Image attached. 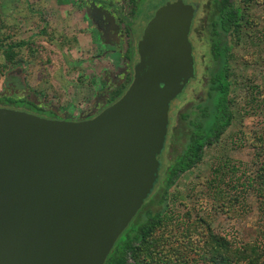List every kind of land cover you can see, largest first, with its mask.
I'll use <instances>...</instances> for the list:
<instances>
[{"label": "water", "instance_id": "95a60500", "mask_svg": "<svg viewBox=\"0 0 264 264\" xmlns=\"http://www.w3.org/2000/svg\"><path fill=\"white\" fill-rule=\"evenodd\" d=\"M193 12L155 11L130 84L92 118L0 107V264H104L152 191L170 102L194 77Z\"/></svg>", "mask_w": 264, "mask_h": 264}, {"label": "rangeland", "instance_id": "374dc122", "mask_svg": "<svg viewBox=\"0 0 264 264\" xmlns=\"http://www.w3.org/2000/svg\"><path fill=\"white\" fill-rule=\"evenodd\" d=\"M140 1L143 22L144 19L145 21L150 19L158 8L168 2L181 1L185 5H191L193 10L198 8L201 26L198 30L196 56H199L198 72L201 76L207 68L205 63H209L207 24L211 14L210 9L213 7L212 2L215 0H137V3L140 4ZM75 10L76 8H72L71 5H59L57 0H0V93L5 88V80L11 81L16 88L15 85L22 86L23 77L28 92L42 93L43 99L56 104H64L70 94H79L84 90L83 87L87 88L86 82L89 76L82 72V67L79 76L72 68L79 58V49L84 50L86 47V40L82 35H79V47L74 48L73 42L70 41L72 38L70 33L75 29L73 21L77 19ZM249 13L256 19V31L264 34V0H257L256 4H252ZM125 16L122 22L129 25L127 20L129 15L125 14ZM191 23L192 21L188 26L189 32ZM58 28L61 30L58 31ZM188 40L191 41V37H188ZM248 40L246 43L242 41L241 44L232 45L234 57L230 63L235 69L238 80L250 78L249 81L264 84L261 74L264 70L261 67L264 64L263 59L261 58L259 63L246 62V59L253 58L255 51V46ZM19 41H24L25 44L14 47L11 50L14 55L8 53L7 46ZM132 53L133 51L129 52L131 57ZM83 55L86 54H81ZM115 56L118 59L121 57L119 53ZM80 58L78 59L80 62L84 60ZM20 69L22 72L18 71ZM16 73H19L18 76L11 78ZM193 82L190 81L189 85L174 98L176 100H172L170 106L169 122L173 124L174 135L169 142L171 149L168 158L179 153L186 141L183 134H186L187 127L178 115L195 106L205 95L200 85L196 84L194 88ZM99 86L101 93H108L106 82L101 81ZM235 92L239 96L232 105L234 118L231 125L218 143L206 147L203 159L183 173L169 189V199L165 209L168 223L163 228L165 231L156 230L154 236L160 238L159 244L155 246L157 252L161 258L166 254L170 264L195 262L196 254L190 249L186 233L189 224L197 221V227L200 225L198 221L200 216L210 221V226L216 233L225 235L235 244L255 239L264 242V233L261 231L264 230V200L248 186V182L254 178L259 167V148H256L253 142L255 136L264 131V112L257 114L254 111L249 114V105L244 100L246 90L238 88ZM261 97L264 98V89ZM26 108L32 109L27 105ZM39 114L44 115L45 118L49 116L47 113L36 115ZM67 121L77 120L67 119ZM217 167H221L218 175L215 172ZM220 171H224V174L220 175ZM218 180L219 185L212 187L211 181L217 184ZM155 195L150 194L142 210L155 211L161 207L156 204ZM141 212L134 216L135 222L144 218ZM167 234L170 235L169 241L161 238ZM149 261L146 262L158 264L156 260L151 261L152 263Z\"/></svg>", "mask_w": 264, "mask_h": 264}, {"label": "trees", "instance_id": "16d2710c", "mask_svg": "<svg viewBox=\"0 0 264 264\" xmlns=\"http://www.w3.org/2000/svg\"><path fill=\"white\" fill-rule=\"evenodd\" d=\"M254 3L256 4L257 0H215L212 2L213 7L210 9L206 39L209 63H205L206 71L201 76L198 72L197 76V85L202 87L205 95L195 106L178 115L187 127L186 134H183L186 141L179 153L169 158L168 154L171 149L169 142L173 138L174 131L172 122L168 123L166 142L158 156L160 161L158 176L150 192L152 195L156 194L154 199H156V204L161 207L151 211L142 210V205L135 216L142 211L144 218L135 222L134 218L136 217H133V221L131 220L115 241L104 264H148L146 261L149 260V262L156 260L158 264H170L166 254L164 258H161L157 252L155 246L159 244L160 238L154 236L156 230L165 231L163 228L168 223L165 209L170 187L183 173L203 159L206 147L218 143L223 133L231 125L234 118L232 105L235 104L239 96L235 92L236 89L246 90L247 95L245 92L244 100L249 105V114L254 111L257 114L264 112V98L261 97L264 84L249 81L250 78L238 80L235 69L230 63L234 57L232 45L241 44L242 41L246 43L247 39L255 46V51H252L253 58L246 59V62L259 63L261 58L264 61V34L256 31V19L249 13L250 6ZM24 44V41L11 43L7 46V51L14 55L11 50ZM261 67L264 68V64ZM261 74L264 78V70ZM11 77L13 78L14 75ZM125 86L122 84L111 93L109 103L117 100L123 94ZM20 101L28 104L29 100L27 98L18 99L14 90L12 93L0 94V106L23 109ZM253 145L259 148L260 161L254 178H251L248 186L264 200V131L255 136ZM220 169L221 167L215 168L217 175ZM222 174L224 171H220V175ZM217 185H219V180L217 184L211 181L212 187H217ZM198 221L200 225L197 227V221L189 224L186 233L190 249L194 250L196 254V260L192 264H264V242L255 239L235 244L225 235L216 233L206 218L200 216ZM261 231L264 233V230ZM161 238L164 240L166 238L169 241L170 235L167 234Z\"/></svg>", "mask_w": 264, "mask_h": 264}, {"label": "flooded vegetation", "instance_id": "af4514ba", "mask_svg": "<svg viewBox=\"0 0 264 264\" xmlns=\"http://www.w3.org/2000/svg\"><path fill=\"white\" fill-rule=\"evenodd\" d=\"M59 5L75 7L77 11V19L73 21L74 30L70 33L73 42V47H79V35H82L86 40L84 50L79 49V55L73 71H76L78 76L82 72L86 73L87 78L84 90L79 94H70L64 104H56L52 101L45 100L39 93L28 92L25 86L24 77L22 86L15 85L11 81L5 80V88L0 93H12L14 90L18 99L27 98V103L19 102L23 105V109L29 113H47V118L58 120H83L94 117L97 113L103 110L109 103L111 93L119 86L126 85L124 91L130 84L134 74L135 66L139 61L138 42L144 32V29L150 19L144 22L141 19V6L137 0H57ZM129 15V25L122 22V18ZM155 13V12H154ZM198 8L194 10L192 23L188 37H191L192 55L194 60V77L191 78L185 85L184 89L189 85L190 81L193 86L197 84L198 76V57L196 56V47L198 39V30L201 26V18ZM154 15V14H153ZM200 23V24H199ZM59 29V28H58ZM61 28L58 30L60 31ZM95 32V34H94ZM56 33L57 30H56ZM107 43L108 45H104ZM133 51L132 57L129 52ZM86 54L81 56V54ZM120 54V59L115 56ZM128 55V56H127ZM130 56V57H129ZM84 59L79 61L78 59ZM87 64V65H84ZM82 65V66H81ZM22 72V69L18 70ZM19 74V73H18ZM18 74H13L14 76ZM12 78V77H11ZM106 82L108 93H101L99 83ZM24 85V86H23ZM196 86H194L195 88ZM183 89V90H184ZM12 90V91H11ZM23 92H28L24 93ZM74 98H77L75 101ZM176 99H173V101ZM116 101V100H115ZM170 102V106L171 103ZM26 105L32 109H27ZM79 105V106H78ZM77 106V108H75ZM22 107V106H20ZM170 112V109H169ZM44 117V115L39 114ZM166 142V140H165ZM165 145V144H164ZM163 150V149H162Z\"/></svg>", "mask_w": 264, "mask_h": 264}]
</instances>
